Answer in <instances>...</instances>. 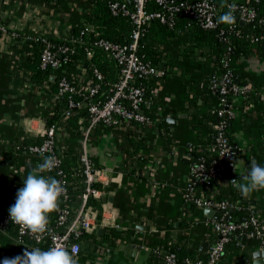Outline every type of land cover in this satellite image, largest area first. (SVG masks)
<instances>
[{
	"label": "crops",
	"instance_id": "1",
	"mask_svg": "<svg viewBox=\"0 0 264 264\" xmlns=\"http://www.w3.org/2000/svg\"><path fill=\"white\" fill-rule=\"evenodd\" d=\"M53 12L28 0L0 1L1 23L19 34L17 42L8 36L0 40V189L3 190L14 187L15 179L26 178L38 166L35 156L20 152L16 147L40 141L24 123L32 119L31 125L36 128L39 123L36 117L47 123L53 112L52 89L46 82H33L31 72L21 66L25 56L22 47L31 35L57 29L59 17ZM59 28L63 32L64 28ZM177 64L180 68H173L170 76L159 83L154 99L158 103L166 99L171 102L163 108L168 114L164 119L166 127L161 122L153 128L131 124L117 130H101L94 126L88 131L85 148L92 164L113 174L121 172L124 176L121 181L109 183L102 197L97 199L101 202L100 209L94 206L106 216L113 212L118 229L98 228L104 232L97 234V229L92 243L82 239L81 252L76 257L78 264H164L165 246L197 243L201 250L203 243L209 245L208 241L216 236L201 227L203 216L207 217L203 211L185 205L182 198L188 179V154L183 156V152L190 138L195 136L187 118L188 113L195 109L189 108L185 102L179 75L180 71L188 73L190 66L181 58ZM240 66L248 74L250 84L251 79L260 83L261 95L259 104L245 108V114L237 107L241 98L234 99L237 116L230 135L236 171L232 180L247 183L243 178L249 172L251 161L264 166V120L259 119L258 126L253 125L247 132L246 126L252 122L244 118L249 112L255 113V118L264 110V60L253 57ZM189 91L194 93L192 88ZM200 104L201 101L198 102ZM170 117L175 118L173 126L167 122ZM87 127L88 123L79 134L60 127L57 149L63 161L71 166L79 165L78 157ZM133 141L138 144L137 150L144 161L133 159ZM255 144H259L261 149L253 155L251 148ZM4 195L5 191L1 201L11 197ZM109 197L111 201H102ZM245 197L249 202H255L251 206L264 219V189L253 190ZM16 238L14 228L0 230V261L23 254L24 247L19 246ZM253 244L247 249L226 247L218 264H247L252 254L262 248L260 243Z\"/></svg>",
	"mask_w": 264,
	"mask_h": 264
},
{
	"label": "built area",
	"instance_id": "2",
	"mask_svg": "<svg viewBox=\"0 0 264 264\" xmlns=\"http://www.w3.org/2000/svg\"><path fill=\"white\" fill-rule=\"evenodd\" d=\"M94 1L68 0L63 18H58L57 29L54 32L38 33L44 44L39 57V67L42 71L59 70L62 61L69 60L68 54H72L73 51L65 45L54 46L44 35L46 33L59 35L61 32L59 26L64 28L62 31L65 33L74 27L78 31L76 40L84 41L90 49L100 50L112 59L118 69V79L112 85L106 84L108 89L107 95H105L100 90L103 77L99 70L92 67L90 77L85 79L84 71L78 66L77 69L80 70V73L75 77L81 84L78 94L80 99L75 102L70 96L76 94L78 88L67 78L65 72H60L56 95L58 98L69 97L67 109L62 113L63 118H68L74 107H83L88 113V127L78 157L84 191L79 207L73 211V219L66 226V231L61 234L48 226L52 235L45 234L43 238L37 239L29 233L24 225L13 223L9 213L3 215L0 219V230L14 228L20 247H28L27 242L32 244L30 248L39 247L47 241L48 248L54 245H63L77 257L81 252L80 239L83 234H93L98 228L118 229L119 225L115 221L114 213L110 212L109 216H106L103 211L99 212L98 209L90 205L89 200L101 198L109 183L121 181L124 174L121 172L113 174L94 166L87 155L85 143L88 141V131L94 126L101 130H117L131 124L153 128L160 125L168 116L163 108L171 102L168 99L163 103L154 101L158 94L157 86L166 77V70L158 69L150 62L145 61L138 52L139 41L150 24L158 22L175 31L177 35H181L183 31L193 25L199 29L214 32L222 42H226L230 36L239 35L235 23H228L226 27L221 26L218 0H106L107 11L112 17L127 19L132 25L128 42L115 43L100 37L98 26L89 17ZM260 5L261 0H227L226 8L235 17L236 23L255 24L264 33V13L261 14ZM181 23L182 27L179 28ZM3 36H8L16 42L19 34L15 30L7 28L0 21V40ZM246 37L250 38L251 43H258L264 39L263 35L257 36L254 33H249ZM28 39L26 38L25 41ZM236 63L232 48L227 47L223 52L220 65L214 66L215 71L208 80L211 92L216 97L211 114L217 117L218 122L212 126L213 138L212 142L205 147V154L192 157L193 147L189 142L183 152V156L188 154V179L183 187V202L199 212L208 208L213 209L214 215L211 218L203 216L201 227L205 232L213 233L217 237L215 242L208 245L204 259L195 261L186 259L183 264H217L226 245L231 241L230 236L239 231L246 232L242 234V237L248 241L258 240L261 247L264 248V219L255 212L253 206H245L248 214L243 221L240 223L230 222L229 211L241 209L240 203L248 201L241 192L238 194L239 199L228 202L218 201L212 196L205 197L204 193L197 188V185H206L213 178L225 176L227 173L233 174L236 171V163L233 167L234 146L230 143L226 129L229 122L236 119L237 113L235 101H227V97L249 93L251 89L249 85L237 83L234 73ZM35 119L39 121L36 128L31 125L32 119H27L24 124L28 131L40 138V142L17 146L16 150L40 157L41 162L38 165L45 158L54 157L56 166L51 171L56 170L57 174L62 176L59 168L63 159L57 149L61 133L60 126L44 123L40 117ZM57 180L65 188L61 197L66 201V182L61 178ZM15 200L14 196L5 199V201H9L10 205H13ZM70 213V206L64 205L58 212V224L65 223ZM217 213H222L221 218L216 217ZM234 246L238 248L240 245L235 243ZM164 264L180 263L174 253L166 252Z\"/></svg>",
	"mask_w": 264,
	"mask_h": 264
},
{
	"label": "trees",
	"instance_id": "3",
	"mask_svg": "<svg viewBox=\"0 0 264 264\" xmlns=\"http://www.w3.org/2000/svg\"><path fill=\"white\" fill-rule=\"evenodd\" d=\"M1 1V0H0ZM30 3L39 4L48 9L55 10L56 12L64 14V11L67 7L68 0H28ZM227 0H218L217 6L219 8V20L222 15L228 13L229 11L226 8ZM261 14L264 13V0H261L260 5ZM89 17L94 20V23L98 26L100 31V37L106 38L115 43H125L128 42V37L132 31L131 23L124 18H115L112 17L106 8V0H95L92 10ZM236 24V29L239 33L238 36H230L226 42L220 41L214 32L205 31L199 29L196 26L191 25L187 30L183 31L181 35H177L175 31L168 29L167 27L159 24L158 22H153L146 29L144 35L139 41L138 52L141 54L145 61L150 62L153 66L158 69L166 70L165 80L168 78L172 72L173 68H180L177 64L178 59L181 58L184 61H187L189 72L185 73L180 71V82L183 84L184 99L186 100L187 106L193 108L188 113V124L195 136L190 138L189 143L193 147L192 157L200 156L205 154V147L212 142L213 130L212 126L218 122L217 117L214 114H211L214 101L216 97L212 94L209 87L208 80L213 75L215 71L214 66H219L220 61L222 60L223 52L227 47L232 48V53L237 63L234 67V73L237 77L236 81L239 84L249 85L251 92L245 93L238 96H228L227 101H234L235 98H241L240 105L237 107L241 112L245 111L248 106L258 105L261 95L259 94L260 83L254 79H251V84L248 82V74L242 71L240 65H243L246 61L250 60L253 57H256L258 60H264V39L258 43H251L250 38L246 37L249 33H254L255 35H263L262 29L255 24L253 25H240V23L234 22ZM222 27H226L228 23L221 22ZM182 27V23L179 25V28ZM78 31L76 28L72 27L68 32H60L59 35H52L46 33L44 37L51 42L54 46L65 45L69 47L72 54H68L69 60L66 62L62 61L61 67L59 70L48 69L42 71L39 67V57L44 47V44L40 40L38 34L31 35L28 40H26L22 50L25 53L24 63L21 66H24L28 71L31 72V79L33 82H46L51 86V96L53 97L52 104V116L47 119L48 124H56L60 127H67L71 130H74L73 133L79 134L83 126L88 123V113L85 108L74 107L68 118H63L62 113L67 109L68 96L62 98L57 97V80L61 71L65 72L67 78L75 84L78 88L76 94H72L70 97L77 102L80 98L78 94L80 93L81 84L78 82L77 77L80 73V70L77 69L79 66L82 71H84V78L87 79L90 77L91 68L95 67L99 70L103 77V83L101 85V91L107 95L106 84H113L118 79V69L116 64L112 59L105 53L97 49H90L84 41L76 40ZM43 38V37H42ZM18 38L16 39V42ZM87 49V50H85ZM239 64V65H238ZM183 70V69H182ZM52 77L54 78L51 81ZM264 87V86H263ZM192 88L194 93H191L189 89ZM264 93V90H263ZM201 101V104L198 105V102ZM249 112V111H248ZM244 114L246 112H243ZM255 113L249 112L247 117L252 124L245 129L249 132L253 125H257L259 119L264 120V110L261 111V115H256L253 118ZM259 115V116H258ZM244 116V115H243ZM261 116V117H260ZM82 120V122H79ZM234 121H230L227 125V135L230 140V143L233 145V138L230 135V130ZM255 125V126H256ZM163 126L166 127V121H163ZM39 143L40 141L37 140ZM135 144V149L132 153L134 160H143V156L138 152V144L133 141ZM234 146V145H233ZM261 149L259 144H255L251 148L253 155H256ZM27 154V153H26ZM30 154V153H28ZM31 155V154H30ZM35 156V155H33ZM36 161L41 162V158L35 156ZM38 158V159H37ZM62 176L57 174L56 170L51 172L43 173L44 176L52 177L57 179H63L66 182V195L67 200L64 201L63 197H60L58 209L51 213L48 217L49 227L55 229L57 232L64 233L66 231V226L69 225L71 220L74 217V210L79 207L80 198L84 191L83 178L81 176V168L79 165H69L63 161L61 167L59 168ZM133 172V171H132ZM1 175V173H0ZM15 186L10 188L0 189V219L3 215L9 213L8 209L10 208L9 201H1L3 199V191H5L4 197L14 196L16 197L18 189L23 187V177L17 178ZM233 179L232 173H227L225 176L213 178L206 185H197V188L200 189L205 197H214L218 201H228L231 202L235 199H239L238 194L240 190L235 186V184L230 183ZM21 184L19 187H17ZM100 201L90 199L89 204L100 209ZM241 209L230 210L229 217L230 222L240 223L244 218L247 217L248 211L245 208L247 205L255 204V202L242 201ZM64 205H68L71 208V213L67 217L65 223L58 224V212L62 209ZM257 208H260L259 206ZM258 210V209H257ZM222 213H217L216 217L221 218ZM244 231H239L233 233L230 236L231 241L226 245V247L234 246L235 243H239L238 248H248L251 244L259 243L258 240H251L252 243L249 244L248 240L245 237H242V234H245ZM213 235V234H212ZM215 236V235H214ZM94 234H83L81 239H87L88 242L93 241ZM217 237H214V240H209V244L215 242ZM28 247L30 248L32 244L27 242ZM253 244V245H254ZM236 247V246H234ZM42 250L48 249V242L46 241L39 246ZM237 248V247H236ZM25 249V247L23 248ZM167 253H174L177 256V259L180 264L184 263V260L189 259L195 261L197 259H204L205 253H202L200 250L199 244L191 243H181L175 246H165ZM24 251V250H23ZM163 264V263H162ZM218 264V263H217Z\"/></svg>",
	"mask_w": 264,
	"mask_h": 264
},
{
	"label": "clouds",
	"instance_id": "4",
	"mask_svg": "<svg viewBox=\"0 0 264 264\" xmlns=\"http://www.w3.org/2000/svg\"><path fill=\"white\" fill-rule=\"evenodd\" d=\"M221 22L233 23L231 12L220 17ZM235 161L233 167H235ZM56 166L54 157H47L23 179V187L18 189L16 200L8 209L13 223L24 225L35 238L41 239L45 234L51 236L49 215L58 209L59 200L65 192L61 182L43 175ZM247 183H230L237 185L240 192L247 196L253 190L264 189V166L255 160L251 161L248 174L243 178ZM0 264H78L73 253L63 245H54L47 250L39 247H25L23 254L4 258Z\"/></svg>",
	"mask_w": 264,
	"mask_h": 264
},
{
	"label": "water",
	"instance_id": "5",
	"mask_svg": "<svg viewBox=\"0 0 264 264\" xmlns=\"http://www.w3.org/2000/svg\"><path fill=\"white\" fill-rule=\"evenodd\" d=\"M240 25H242V23H240ZM167 122L169 123V125H172L173 126V124H174V122H175V118L174 117H170L169 119H167ZM234 153V152H233ZM107 200H109V201H111L112 199L109 197V198H103L102 199V201L103 202H105V201H107ZM203 213L207 216V217H212L213 215H214V211H213V209H210V208H208V209H204L203 210ZM104 232V230L103 229H98L97 231H96V233L97 234H99V233H103ZM250 242H252V241H250ZM207 247H208V245L206 244V243H203L202 245H201V250L203 251V252H205L206 250H207ZM225 250H226V247H225ZM247 264H264V248L262 247V248H259L258 250H256L253 254H252V258H251V261L250 262H248Z\"/></svg>",
	"mask_w": 264,
	"mask_h": 264
},
{
	"label": "rangeland",
	"instance_id": "6",
	"mask_svg": "<svg viewBox=\"0 0 264 264\" xmlns=\"http://www.w3.org/2000/svg\"><path fill=\"white\" fill-rule=\"evenodd\" d=\"M53 11H54L53 14H54L56 17H61V18H63L62 13L56 12L55 10H53Z\"/></svg>",
	"mask_w": 264,
	"mask_h": 264
}]
</instances>
